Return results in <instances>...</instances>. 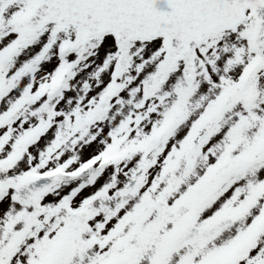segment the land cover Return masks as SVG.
Returning a JSON list of instances; mask_svg holds the SVG:
<instances>
[{"label": "snow or ice", "instance_id": "obj_1", "mask_svg": "<svg viewBox=\"0 0 264 264\" xmlns=\"http://www.w3.org/2000/svg\"><path fill=\"white\" fill-rule=\"evenodd\" d=\"M0 264H264V0H0Z\"/></svg>", "mask_w": 264, "mask_h": 264}, {"label": "water", "instance_id": "obj_2", "mask_svg": "<svg viewBox=\"0 0 264 264\" xmlns=\"http://www.w3.org/2000/svg\"><path fill=\"white\" fill-rule=\"evenodd\" d=\"M158 7H163L165 10H167V9H166V5L159 4Z\"/></svg>", "mask_w": 264, "mask_h": 264}]
</instances>
